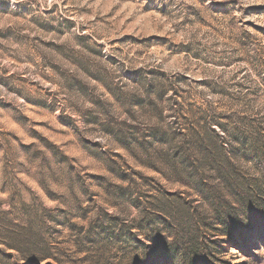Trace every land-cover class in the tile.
<instances>
[{
	"label": "rangeland",
	"instance_id": "1",
	"mask_svg": "<svg viewBox=\"0 0 264 264\" xmlns=\"http://www.w3.org/2000/svg\"><path fill=\"white\" fill-rule=\"evenodd\" d=\"M35 197L65 264H264V0H0V200Z\"/></svg>",
	"mask_w": 264,
	"mask_h": 264
},
{
	"label": "trees",
	"instance_id": "2",
	"mask_svg": "<svg viewBox=\"0 0 264 264\" xmlns=\"http://www.w3.org/2000/svg\"><path fill=\"white\" fill-rule=\"evenodd\" d=\"M175 170L177 173L179 172L177 168ZM21 205L24 207V211L16 215L8 209L7 201L0 200V214L4 217V223L0 227V245L3 247L0 250V264H65V257L69 250L64 246V242H58L53 237L52 231L56 226H64L62 220L68 211L59 210L55 214L36 197L30 199V204L23 201ZM150 226L152 227L151 224ZM241 228L240 234L245 235L246 229L243 226ZM143 234L147 236L141 227L110 225L98 228V236L108 237L110 240L109 245L105 247L106 253L109 250L108 254L111 252V248L117 247L119 244L128 248L136 247L140 242L138 238ZM198 234V232L193 233V235ZM222 234V236L231 237L234 233L226 229ZM248 243L249 238L244 239V244L233 241L232 245L237 250H244V247L249 246ZM188 244L187 241L181 251L178 247L175 248L173 253L174 256L181 259L182 264H215L212 259L216 260V253L223 250L215 243H212L215 248L212 246L203 247L196 242L189 246ZM76 253L79 254L81 251L78 250Z\"/></svg>",
	"mask_w": 264,
	"mask_h": 264
}]
</instances>
